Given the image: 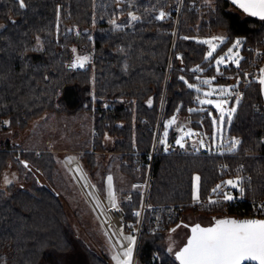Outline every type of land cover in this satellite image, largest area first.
<instances>
[{
    "label": "trees",
    "instance_id": "obj_1",
    "mask_svg": "<svg viewBox=\"0 0 264 264\" xmlns=\"http://www.w3.org/2000/svg\"><path fill=\"white\" fill-rule=\"evenodd\" d=\"M24 4L21 8L19 0H0V130L26 129L33 119L51 111H90L95 149L83 152L82 162L104 192L107 152L116 153L114 160L124 176L114 179L116 203L135 219L143 192L132 183L147 176L143 162L159 125L138 264H181L167 249V232L149 231L153 208L192 200L197 176L201 195L212 193L230 177L219 167L221 162H245L252 175L251 192L264 195L260 79L243 87L233 117L218 127L212 154L182 152L175 125L187 116L202 118L215 140L213 118L220 124V112L215 105L200 104V91L189 88V81L203 85L200 76L217 74L216 57L238 38L243 54L248 43L264 45V18L241 8L232 10L231 0H217L214 6L203 0H24ZM221 32L225 41L212 58H206L209 45L202 37ZM91 51L95 65L70 67L76 54ZM197 66L203 71L193 72ZM235 66L230 63L223 70L230 72ZM214 81L232 82V76L220 73ZM173 118L175 123L169 124ZM192 127L202 129L198 122ZM165 131L169 145L161 143ZM108 140L114 141L112 146ZM135 145L142 152L139 158L132 152ZM21 147V143L0 146V264H112L108 256L82 243L72 229L62 194L53 183L54 156L32 151L18 156ZM10 162L20 166L21 175L34 176L28 169H36L49 182L2 188V174ZM129 192L134 193L131 200L126 197Z\"/></svg>",
    "mask_w": 264,
    "mask_h": 264
},
{
    "label": "rangeland",
    "instance_id": "obj_2",
    "mask_svg": "<svg viewBox=\"0 0 264 264\" xmlns=\"http://www.w3.org/2000/svg\"><path fill=\"white\" fill-rule=\"evenodd\" d=\"M208 5H213L216 3L217 0H203ZM232 10L240 11V7L237 4H234L232 2V5L230 7ZM242 9V8H241ZM213 37H223L225 41L226 37L223 32L215 35H207L203 36V40H212ZM240 40V38L236 39ZM236 40L223 52L220 53L216 57L218 59L220 56H225V62L219 66V70L217 71V74L209 75V76H200L201 79H203L201 84L203 85H196L199 88L200 91V100L205 99H212L217 102H223L224 100H227V104H223L222 106L225 108L224 113V121L227 117L231 119L234 115V113L231 116H228L227 110L231 108L237 109L238 104L236 101L232 104L230 99V92L232 89V82H215L218 74L223 72L224 66H228L230 63H234V59L236 56H238L239 62L241 58L243 57V42L241 41V44L238 48L233 49L232 57L233 59H228V49L233 48V45L235 44ZM220 40H212V44L216 45L215 51H217L218 47L223 43ZM209 45V50H211L212 45ZM208 50V51H209ZM213 52V54H214ZM87 56H91L94 54L93 51L91 52H85ZM80 54V53H78ZM76 54V55H78ZM85 55V54H84ZM215 59V60H216ZM212 77H215V79H211ZM204 80H211L210 84H204ZM189 84H193L189 81ZM228 88L230 89L229 92H226L224 94H220L219 89L221 88ZM212 89H216L217 91L214 92L211 96H205V92H210ZM202 104V103H200ZM203 106H207L210 104H202ZM215 105V104H212ZM219 110V109H218ZM220 112V111H219ZM221 115V113H220ZM185 118L178 121L175 125L181 124ZM222 126V123L216 121L215 126V140L213 141L214 147L217 146V134H218V127ZM191 131L193 133L192 135H185V133ZM0 133L5 134V136L10 135V137H5L3 141H8L14 137H18L20 143L22 144V147L18 149V156H21L23 151H32L36 153L37 155H43L45 153L52 154L54 158L57 161V166L54 168L53 171V183L56 190L62 194L63 203L66 209L67 217L70 222V225L72 226V229L76 233V235L79 237L80 241L82 243H85L87 246H89L94 251L106 255L111 260L112 264H118L116 259H113L115 255L118 253L120 254V259L123 260L125 257L122 255L123 251L127 249L129 246L132 247V254H131V264H138L137 261L134 260V244L127 246L126 248L119 250L116 248V245L114 243V239L111 235V233L108 231V229L104 226V224L101 222L95 208L93 205V202L91 199L87 196L85 189L83 185H85L89 191L91 192L92 198L95 201H99L98 195H101L100 185L91 179V177L88 179V177L85 174V171H83L82 168H84L87 171L86 165L82 162L81 156L83 152L87 150H92L94 146V127H93V115L90 111H78L74 113H57L54 111L47 112L44 115L37 117L33 119L26 129H19L17 127L10 128L8 130H0ZM183 136V145L188 140L187 137H189L191 140H194L195 143L190 144L194 146H206L207 147V141L204 138L202 129H195L192 127V125H188L186 129L183 131H180L179 137ZM12 137V138H11ZM10 138V139H9ZM162 140L165 141L169 145L168 137L163 136ZM176 140V141H177ZM203 141V144L200 143V141ZM198 141V142H196ZM223 141V140H222ZM12 142V141H11ZM114 143L113 140H108V144L112 146ZM107 158L105 161L106 164V172L110 175H113L115 177V180L121 181L124 179V176L122 172L119 170V166L114 160V156H116V153L113 152H107ZM112 156V157H111ZM71 158V159H69ZM80 161L81 164H77L76 167L79 169L78 176L72 169H70V163L71 162H77ZM11 163V162H10ZM13 163V167L17 170V175H15L14 171L11 167L8 165L5 167L2 175V181H1V187L4 189H8L11 185H14L16 188L26 187L29 188L33 182L36 180H40L41 182H46L47 177L45 174L40 172L36 169H28L30 173L33 171L35 172V175L33 174H27L26 176L21 175V168L18 166L17 163ZM89 174V173H88ZM198 177V176H197ZM233 181V184H227L226 181ZM49 182V181H48ZM94 183V184H93ZM220 189L223 190L224 194L231 195L233 198L237 195L238 192H241L242 188V178L240 176H231L226 177L224 180L221 181ZM196 192L195 196H197V190L198 195L202 196L200 193L199 183L196 181ZM100 187V188H99ZM114 193V191H112ZM211 194V193H209ZM208 194V195H209ZM110 195V194H109ZM103 197H105L106 203H113V201H116V196L114 195V200L112 195H110V200L107 199L105 194H102ZM198 219H205L207 221L211 220L210 216L206 213H188L184 217V224L180 225L175 231H170L166 233L165 236V243L167 245V249L171 248V253H175L176 251L180 250L185 244L187 243V237L191 233V228L189 227L190 223L189 221H196ZM127 237H132L131 235H128Z\"/></svg>",
    "mask_w": 264,
    "mask_h": 264
},
{
    "label": "built area",
    "instance_id": "obj_3",
    "mask_svg": "<svg viewBox=\"0 0 264 264\" xmlns=\"http://www.w3.org/2000/svg\"><path fill=\"white\" fill-rule=\"evenodd\" d=\"M181 4L178 8V13L181 12ZM85 55L75 56L71 62L70 67L76 70L81 69L87 65V63L92 62L95 65L94 54L87 56L89 59L84 62L83 67L79 66L77 60L78 57H85ZM76 65V66H73ZM262 69H264V45L260 43H248L246 45V52L244 53L239 64L235 66L234 70L230 72L222 73L225 75L232 76V89L230 92V99L237 100L242 94L243 87L249 85L255 80L262 78ZM204 117V116H203ZM198 122L202 126V131L205 140L207 141L206 146H180V150L185 152L187 150H192L194 153H207L212 154L214 152V143L212 135L206 130V126L201 119H195L192 116H187L181 124L177 125V130L183 131L188 125ZM158 130L155 139L154 146L152 150L148 153L146 161L143 163L148 166V173L145 178H137L133 180L134 188H141L143 192V204L140 208L134 210L133 217L135 219H129L127 217L126 210L123 206L113 201V203H106L104 198L99 196V201H95L92 198L89 189L83 185L87 196L93 202L94 208L104 226L111 233L116 248L122 250L129 246V242L125 237L131 235L135 238L134 243V260L136 261L137 249L140 243L143 229L146 223V211L148 205L146 204L147 195L150 188L151 177H152V167L154 158L156 155V143L158 139ZM95 145L93 146V150ZM137 158L140 157L141 151L135 145L132 151ZM77 164L80 162L70 163V169H72L77 175ZM219 167L225 172L229 173L231 176H240L242 178V188L243 192H238L237 195L231 199L227 200L224 198V191L219 190V193L212 192L207 196H196L187 202L180 203H170L166 205H161L153 208V213L148 221V229L152 233L158 232H170L176 229L180 224L183 223V217L187 213H206L210 216L211 220L215 222L219 219H237V220H251V219H264V211L260 210V206L264 205V195H257L252 193V175L246 172L245 162L237 165H230L227 162H221ZM85 171L88 179L90 178L88 172ZM79 176V175H78ZM80 177V176H79ZM90 180V179H89ZM249 191V192H248ZM114 195L117 198L118 192L115 190ZM134 196L133 192L127 194V199L131 200ZM214 201V202H211ZM115 205V206H114ZM139 213V215H137Z\"/></svg>",
    "mask_w": 264,
    "mask_h": 264
},
{
    "label": "snow or ice",
    "instance_id": "obj_4",
    "mask_svg": "<svg viewBox=\"0 0 264 264\" xmlns=\"http://www.w3.org/2000/svg\"><path fill=\"white\" fill-rule=\"evenodd\" d=\"M20 7H25L24 0H19ZM233 3H237L240 8H242L245 12H248L252 16H259L264 18V0H233ZM163 13H161V17H163ZM132 19H138L135 16H132ZM212 40H220L223 42V37H213ZM212 40L203 41V43L211 44L212 48L208 51L206 58H212L213 52L215 51L216 45L212 44ZM241 44L240 40H236L233 48L228 49V59H233L232 53L234 48H238ZM75 51V50H74ZM89 58L78 57L77 60L79 62V66L83 67L84 62H86ZM226 57L220 56L215 60V64L217 67V71L219 70V66L225 62ZM239 57L236 56L234 62L239 64ZM76 66V65H73ZM193 72L203 71L197 66V68L192 70ZM264 73V69L261 70ZM183 80V77H180ZM199 79V77H197ZM211 79H215L212 77ZM204 84H210L211 80H204ZM259 83L264 85V77L259 80ZM189 88H196L199 91V88L194 84H188ZM216 89H212L210 92H205L204 95L211 96ZM228 88L219 89L220 94H224L229 92ZM199 103L206 104H215V107L219 109L220 122L224 121V113L225 108L222 106L223 104H227L228 101L224 100L223 102H217L212 99L200 100L197 98ZM151 103V101H149ZM236 103H239V98H237ZM197 109H189V111H196ZM236 111L235 108H231L227 110L228 116H231ZM169 124L175 123V118L168 122ZM216 123L215 118H213V124ZM219 130V129H218ZM191 131L185 133V135H192ZM168 133L165 131L164 136L167 137ZM183 136L176 141L177 144H180L183 147ZM165 141H161L164 143ZM203 144V141H200ZM235 144H239V140L234 141ZM71 159V158H69ZM79 171V169H77ZM109 183V191L110 195H112L114 200V193L111 190L112 177L108 178ZM199 181V177L195 178ZM227 184H233L234 182L229 180L226 181ZM220 185H217L215 189L212 191L214 193H219ZM243 192V189H241ZM198 199V190L197 196ZM224 198L227 200L233 199L231 195L224 194ZM214 202V201H211ZM115 206V205H114ZM260 210L264 211V205L260 206ZM139 215V213H137ZM175 231V229H173ZM130 241V245L135 243L134 237H125ZM171 251V248L169 249ZM131 254L132 247L129 246L125 249L122 255L125 259H120V254L118 253L113 257L116 259L118 264H131ZM176 259L181 262V264H242V261L245 260H253L259 261V264H264V220H237V219H219L215 221L214 226L212 227H201L199 224H196L191 229V236L187 240L185 246L180 249L176 254Z\"/></svg>",
    "mask_w": 264,
    "mask_h": 264
},
{
    "label": "crops",
    "instance_id": "obj_5",
    "mask_svg": "<svg viewBox=\"0 0 264 264\" xmlns=\"http://www.w3.org/2000/svg\"><path fill=\"white\" fill-rule=\"evenodd\" d=\"M5 137H10V135H8V136H5V134H3V133H0V146L1 145H3L4 143H8V144H19L20 143V141H19V138L17 137H14V138H12L11 139V141L10 140H8V141H3L4 139H5ZM10 139V138H9ZM191 140V139H190ZM188 141V140H187ZM187 141H186V143H187ZM196 142H198V141H196ZM190 143H195V141L194 140H191L190 141ZM199 143V142H198ZM200 144V143H199ZM78 162H80V161H78ZM72 163V162H71ZM81 163V162H80ZM9 167H11L12 168V170H15L14 171V173H15V175H17V177H18V174H17V170L15 169V167H13V163L11 162V163H9V165H8ZM3 175V174H2ZM109 176H111L112 177V184H111V190L112 191H115V188H114V179H115V177L113 176V175H110V174H108V176H107V178L109 177ZM1 181H2V179H1ZM94 184V183H93ZM100 188V187H99ZM100 192H101V195L99 194V196H101V197H103L102 196V194H105L107 197V199H109L110 200V191H109V183H108V179H107V189H106V191H102V190H100ZM104 199H105V197H103ZM116 200V199H115ZM188 214V213H187ZM187 214H185L184 215V217L187 215ZM184 217H183V223L182 224H184ZM189 222H191V223H193V221H189ZM195 222V221H194ZM190 223V224H191ZM181 224V225H182ZM179 227V226H178Z\"/></svg>",
    "mask_w": 264,
    "mask_h": 264
},
{
    "label": "water",
    "instance_id": "obj_6",
    "mask_svg": "<svg viewBox=\"0 0 264 264\" xmlns=\"http://www.w3.org/2000/svg\"><path fill=\"white\" fill-rule=\"evenodd\" d=\"M232 2H233V0H231ZM234 4H237V3H234ZM238 5V4H237ZM255 17H257V18H261V17H259V16H255ZM263 77H264V74H263ZM262 92H263V95H264V85H262ZM259 220H264V219H259ZM214 224L215 223H213V224H211V225H209V226H203V225H201V224H199L201 227H212V226H214ZM196 225V224H195ZM195 225H190V228L192 229V227H194ZM190 236H191V234H190ZM189 236V237H190ZM189 237L187 238V240L189 239ZM184 247V246H183ZM182 247V248H183ZM181 248V249H182ZM180 251V250H179ZM242 264H259V261H253V260H245V261H242Z\"/></svg>",
    "mask_w": 264,
    "mask_h": 264
},
{
    "label": "flooded vegetation",
    "instance_id": "obj_7",
    "mask_svg": "<svg viewBox=\"0 0 264 264\" xmlns=\"http://www.w3.org/2000/svg\"><path fill=\"white\" fill-rule=\"evenodd\" d=\"M214 223V222H213ZM212 222H210V221H207V220H205V219H198V220H196L195 222H193V223H191L192 225H195V224H201V225H203V226H209V225H211V224H213ZM190 224V225H191ZM190 225H189V227H190ZM191 234V233H190ZM190 235H188V237H189ZM187 237V238H188ZM179 251V250H178ZM178 251H176L175 252V254L178 252Z\"/></svg>",
    "mask_w": 264,
    "mask_h": 264
},
{
    "label": "bare ground",
    "instance_id": "obj_8",
    "mask_svg": "<svg viewBox=\"0 0 264 264\" xmlns=\"http://www.w3.org/2000/svg\"><path fill=\"white\" fill-rule=\"evenodd\" d=\"M95 149V148H94ZM106 173V172H105Z\"/></svg>",
    "mask_w": 264,
    "mask_h": 264
}]
</instances>
